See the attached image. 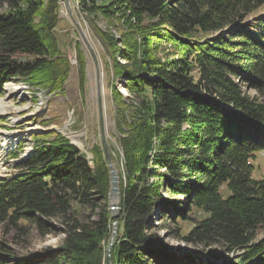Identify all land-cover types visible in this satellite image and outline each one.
Listing matches in <instances>:
<instances>
[{
    "label": "trees",
    "instance_id": "trees-1",
    "mask_svg": "<svg viewBox=\"0 0 264 264\" xmlns=\"http://www.w3.org/2000/svg\"><path fill=\"white\" fill-rule=\"evenodd\" d=\"M76 1L120 26L121 40L97 31L131 96L113 86L120 212L115 218L110 206L105 148H93L91 164L62 134L38 139L37 154L18 164L27 173L0 180V224L29 235L22 221L46 230L44 220L59 219L64 245L19 256L0 236V264H102L113 222V264H264V175L255 176L254 164L264 157V14L248 19L264 0ZM0 9V90L20 77L60 91L70 73L55 35L60 0H0ZM79 209L100 210L98 220L84 222ZM198 211L206 217L182 235L187 214ZM166 217L205 259L173 252L149 231Z\"/></svg>",
    "mask_w": 264,
    "mask_h": 264
},
{
    "label": "rangeland",
    "instance_id": "rangeland-1",
    "mask_svg": "<svg viewBox=\"0 0 264 264\" xmlns=\"http://www.w3.org/2000/svg\"><path fill=\"white\" fill-rule=\"evenodd\" d=\"M113 0H103L104 4H108ZM74 15L79 22L80 27L86 33L89 39L96 58L99 62L101 72V91L97 85V70L95 59L86 45L79 29L70 17L66 0H60L59 24L55 29V35L58 38L61 52L70 61V73L67 81L60 91L51 92L42 90L30 84L25 78H13L3 83L0 90V100L11 108L18 109L17 119L10 115H0V127L13 131H25L30 126L40 125L41 129H36L20 142L9 148L3 159L2 167L7 169L0 176L1 179L13 178L22 173V168L18 164L26 160L38 152V139L54 140L57 134H64L72 144L79 147L90 163H93L94 155L93 148L96 145L105 148L108 146L113 162L120 170L123 171V152L120 145L121 133L117 127V106L113 98V86L116 84L120 92L129 98L130 93L124 86V81L115 80L113 71V59L111 49L108 44L104 43L98 35V30H102L109 37H115L121 40V31L118 24L97 14H89L84 12L76 0H70ZM0 11H3L0 9ZM264 14V5L248 17L253 15ZM118 47L123 49L121 43L118 42ZM83 53L86 65V80L83 88L80 84V63L79 51ZM167 52H160L159 57H166ZM118 59L122 63L126 60L121 54ZM243 91L250 97H257V92L250 90L244 86ZM261 100V99H260ZM39 108H45L44 113L37 114L34 112ZM15 123V124H14ZM62 126L66 133L73 134L74 139L68 137L65 132L52 128V126ZM3 140L0 138V153L2 151ZM254 164L256 166L255 176L262 178L264 175V157H258ZM178 198V197H176ZM184 200V198H182ZM186 199V198H185ZM120 203H115L117 216L120 212ZM112 201L110 206L112 209ZM82 213L81 219L88 223L90 220H98L100 210H96L91 214L89 209H79ZM114 216V214H113ZM117 216H114L115 218ZM190 222L182 223V235H185L194 226V221H200L206 217L201 211L187 214ZM193 221V222H192ZM46 230L38 228L37 224L32 221H22V225L30 231L29 235L22 234L17 229H12L5 224H0V236L3 237L13 251L19 256H38L42 255L46 249H59L64 245L66 234L64 225L59 219H46ZM110 228V235L103 243V262L102 264H113L110 252L113 246L114 224ZM118 223V222H117ZM154 227L149 231H156L165 244L168 245L173 252L179 254H191L196 257L205 256L200 253V250L192 245H188L183 241L181 236L173 234L170 227L176 229V224L172 223L167 217L158 218L154 222ZM161 224H166L168 228H161ZM118 230V228H117ZM264 236V230L258 235V239ZM228 256V255H226ZM218 263L223 264V260H218Z\"/></svg>",
    "mask_w": 264,
    "mask_h": 264
},
{
    "label": "bare ground",
    "instance_id": "bare-ground-1",
    "mask_svg": "<svg viewBox=\"0 0 264 264\" xmlns=\"http://www.w3.org/2000/svg\"><path fill=\"white\" fill-rule=\"evenodd\" d=\"M44 109L45 108H39L37 111L34 112V114L37 113L40 115L44 113ZM18 113H19L18 109L11 108L10 106L6 105L4 102L0 100V115H10L14 119H17ZM52 128H57L58 130L66 133V130L60 125L52 126ZM36 129H41V126L33 125L25 129V131H13V130L10 131V130L3 129L2 127H0V138L3 140L2 141L3 142L2 151L0 153V176H2V174L5 173L7 170L2 167L3 166L2 163L5 157V154L8 152L9 148L17 145L20 142V140L24 139L29 134L33 133ZM66 135L74 139L73 134L66 133ZM111 201L117 204L120 202V197L119 196L115 197L111 199Z\"/></svg>",
    "mask_w": 264,
    "mask_h": 264
},
{
    "label": "water",
    "instance_id": "water-1",
    "mask_svg": "<svg viewBox=\"0 0 264 264\" xmlns=\"http://www.w3.org/2000/svg\"><path fill=\"white\" fill-rule=\"evenodd\" d=\"M66 6L68 8L70 17L72 18V20L74 21V23L76 24L77 28L80 31L81 36L83 37L86 45L88 46L89 50L91 51L92 55L94 56L95 59V65H96V70H97V85H98V90L99 92L101 91V72H100V66H99V62L96 58V55L94 53L93 47L89 41V39L87 38L86 33L82 30V28L79 25V22L77 21L73 9L71 7V3L70 0H66ZM64 135V134H63ZM105 150H106V155H107V162H108V167L110 170V175H111V188H110V199H113L115 197H120L121 198V174H120V170L117 168L116 164L113 162L112 156L109 152L108 146L105 145ZM112 210L114 213V216H117V211H116V207H115V203L112 202ZM117 228H118V223L116 222L114 224V231H113V240L111 242V246L114 245L115 243V237L117 235Z\"/></svg>",
    "mask_w": 264,
    "mask_h": 264
}]
</instances>
